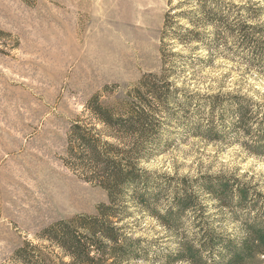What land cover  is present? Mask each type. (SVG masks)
<instances>
[{
  "label": "rangeland",
  "instance_id": "374dc122",
  "mask_svg": "<svg viewBox=\"0 0 264 264\" xmlns=\"http://www.w3.org/2000/svg\"><path fill=\"white\" fill-rule=\"evenodd\" d=\"M186 1L0 0V264L53 223L95 215L107 202L105 191L66 163L70 127L88 123L92 97L111 107L146 76L164 74L174 88L197 99L243 97L264 108V75L254 69L261 60L247 58L238 41L226 38L217 57L201 64L194 60L203 52L163 34L166 13ZM221 1L246 24L264 28V0ZM162 50L173 54V64L163 63ZM164 123L161 142L142 169L190 181L231 177L264 195V159L250 155L242 140L206 142L173 121ZM199 202L215 232L244 236L228 210L206 195ZM128 213L132 237L151 243L153 251L174 247L156 220L132 206ZM150 258L130 264L162 262ZM246 264H264V252Z\"/></svg>",
  "mask_w": 264,
  "mask_h": 264
},
{
  "label": "trees",
  "instance_id": "16d2710c",
  "mask_svg": "<svg viewBox=\"0 0 264 264\" xmlns=\"http://www.w3.org/2000/svg\"><path fill=\"white\" fill-rule=\"evenodd\" d=\"M181 9L187 11L175 12ZM163 34L203 52L194 60L201 64L217 57L219 43L232 38L247 58L261 60L254 69L264 75V28L246 24L221 0L179 3L166 13ZM170 55L161 51L163 63L173 64ZM86 112L88 123L79 120L70 127L66 163L105 191L107 202L95 215L53 223L36 242L24 241L7 264H130L151 262L152 255L161 264H246L264 252V195L250 184L224 176L175 179L141 168L161 142L164 122L171 121L206 142L242 140L250 155L264 159V108L243 97L197 99L174 88L164 74H150L111 107L92 97ZM201 195L228 210L244 236L215 232L205 218ZM130 206L156 220L172 236L174 247L153 251L151 243L132 237L125 224Z\"/></svg>",
  "mask_w": 264,
  "mask_h": 264
}]
</instances>
